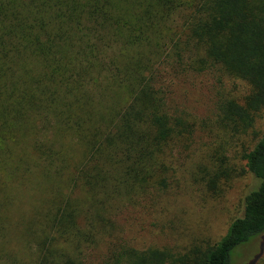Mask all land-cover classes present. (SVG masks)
<instances>
[{"label":"trees","instance_id":"obj_1","mask_svg":"<svg viewBox=\"0 0 264 264\" xmlns=\"http://www.w3.org/2000/svg\"><path fill=\"white\" fill-rule=\"evenodd\" d=\"M211 71L249 87L221 93L213 121L244 166L221 145L196 183L217 199L252 176L242 216L213 243L132 248L119 211L168 190L203 125L171 110L166 84ZM262 116L264 0H0V264H85L97 251L101 264H232L264 236Z\"/></svg>","mask_w":264,"mask_h":264},{"label":"rangeland","instance_id":"obj_2","mask_svg":"<svg viewBox=\"0 0 264 264\" xmlns=\"http://www.w3.org/2000/svg\"><path fill=\"white\" fill-rule=\"evenodd\" d=\"M166 72V70H163ZM214 71L202 75H179L166 84L167 104L171 110L184 111L194 117L202 127L194 134L191 144L175 154L174 175L168 190L158 196L143 199L136 206H123L116 217L120 239L132 248H168L182 250L196 240L218 241L227 231L230 222L242 216L245 196L254 188L255 180L249 174L232 180L224 193L212 199L196 180L198 166L207 154L221 145L230 144L227 154L231 163L243 167L235 156L241 151L239 142L215 132L213 121L217 114L215 104L228 95L242 99L249 87L240 81L221 77ZM224 93V97L221 96ZM254 131H264V116L259 118ZM251 136L244 138L245 141ZM227 149V148H226ZM264 236L235 252L232 264H264L261 254ZM95 252L85 264H101L102 254Z\"/></svg>","mask_w":264,"mask_h":264}]
</instances>
